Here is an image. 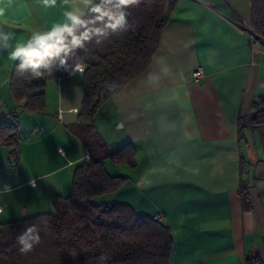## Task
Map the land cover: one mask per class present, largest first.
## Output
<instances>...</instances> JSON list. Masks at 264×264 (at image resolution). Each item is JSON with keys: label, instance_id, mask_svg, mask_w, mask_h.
Returning a JSON list of instances; mask_svg holds the SVG:
<instances>
[{"label": "crops", "instance_id": "1", "mask_svg": "<svg viewBox=\"0 0 264 264\" xmlns=\"http://www.w3.org/2000/svg\"><path fill=\"white\" fill-rule=\"evenodd\" d=\"M105 0H3L0 31V123L19 125L18 152L0 143V228L54 212V202L73 192L76 167L88 147L76 132L85 94L84 69L50 80L46 107L29 112L11 89L16 63L9 53L34 32L82 18ZM252 0H178L147 69L121 86L99 109L109 130V152L132 144L136 165L107 159L106 168L127 180L106 201L129 204L139 216L165 221L174 246L169 264H264V139L239 117L264 96V39L251 38ZM202 67L198 82L192 73ZM121 122L117 129V124ZM111 162V163H110ZM246 195L247 201L244 200ZM109 196V197H108Z\"/></svg>", "mask_w": 264, "mask_h": 264}, {"label": "trees", "instance_id": "2", "mask_svg": "<svg viewBox=\"0 0 264 264\" xmlns=\"http://www.w3.org/2000/svg\"><path fill=\"white\" fill-rule=\"evenodd\" d=\"M178 0H138L123 8L126 26L113 31L104 21H95L103 12L118 14L116 0H105L82 19L87 23L90 39L83 48L74 49L55 58L42 75L21 74L18 61L11 75V89L17 100L24 101L29 112H42L46 107V86L50 80L71 74L83 64L85 94L76 132L88 147L90 158L74 172L73 192L54 202V212L40 214L0 228V264H169L174 246L170 226L163 220L139 216L127 203L97 201L116 192L127 180L112 175L106 168L107 159L117 164L136 165V149L128 144L109 152L107 142L96 129L95 117L102 105L123 85L129 83L150 65L159 47L163 28L169 22ZM251 30L264 39V0H252ZM91 21H95L92 23ZM105 35H97L95 28ZM81 35L84 26H76ZM69 39H71L69 37ZM65 63L61 65L60 60ZM255 111L239 117L241 132L247 127L262 131L264 139V96L253 103ZM19 125L0 123V143L18 152ZM246 195L244 200L247 201ZM29 227L31 235L39 236L32 249L21 252L19 242ZM31 242V241H30ZM247 264H261L259 257L247 258Z\"/></svg>", "mask_w": 264, "mask_h": 264}, {"label": "clouds", "instance_id": "3", "mask_svg": "<svg viewBox=\"0 0 264 264\" xmlns=\"http://www.w3.org/2000/svg\"><path fill=\"white\" fill-rule=\"evenodd\" d=\"M84 5H89L92 0H82ZM3 0H0V4ZM45 8L55 7L57 0H42ZM64 3H69V0H64ZM138 3V0H116L115 7L120 9L118 14H110L108 12L101 13V9L97 6L92 11L101 13L95 18V21H104L105 16L108 22L105 27L112 29H123L126 26V16L123 8ZM5 14V8L0 7V17ZM67 21L71 22L64 24H54L51 30L47 32H34L30 39L24 42H17L15 47L9 53V58L13 61L19 60L18 71L23 74L30 72L33 76L39 77L42 75L41 69H50L55 58H59L61 53L67 56L74 49L83 48L84 42L90 39V32L86 25L88 22L82 19L83 11L79 8H74L71 11L64 13ZM95 21H91L95 23ZM76 26H84L85 31L77 36L75 34ZM97 35H105L103 29L97 27L93 30ZM69 37L71 39H69ZM14 39V34L11 32L0 31V47L8 48L9 42ZM61 65L65 63L64 59L60 60ZM76 71H83L80 65H76ZM34 231L33 227H29L27 231L20 236L19 242L23 245L21 252H27L32 249L33 243L39 242L38 235H31ZM31 241V242H30Z\"/></svg>", "mask_w": 264, "mask_h": 264}, {"label": "rangeland", "instance_id": "4", "mask_svg": "<svg viewBox=\"0 0 264 264\" xmlns=\"http://www.w3.org/2000/svg\"><path fill=\"white\" fill-rule=\"evenodd\" d=\"M258 39V38H257ZM103 118H104V113L102 112V113H100V115L97 117V120H98V123H99V125H98V127H96V129H97V131H98V133L100 134V136L106 141L107 139H111V137L113 136V137H116V135H118V132L115 130V128L114 127H112V130H109V128L107 127V125H106V123H104V120H103ZM120 124H121V122H119L118 124H117V129L119 128V126H120ZM111 163V162H110ZM115 163V162H114ZM123 169L124 168H120L119 169V171H118V175L119 176H123V174L122 173H124L125 171H123ZM109 195V194H108ZM104 197H107L106 195L104 196ZM109 197V196H108ZM102 200H104V201H106L107 200V198L105 199H103V197L102 198H97V201H102Z\"/></svg>", "mask_w": 264, "mask_h": 264}, {"label": "built area", "instance_id": "5", "mask_svg": "<svg viewBox=\"0 0 264 264\" xmlns=\"http://www.w3.org/2000/svg\"><path fill=\"white\" fill-rule=\"evenodd\" d=\"M251 38L255 41L257 40L258 36L256 35V33H254L252 30H251ZM205 76V72H204V69L202 67H197L196 69H194L193 73H192V77H193V80L198 82L199 80H201L203 77ZM0 108H1V99H0ZM14 111L10 110V111H6L4 113H0V119L5 117V116H8V115H14ZM90 158V154L88 153L85 157V159H89Z\"/></svg>", "mask_w": 264, "mask_h": 264}]
</instances>
